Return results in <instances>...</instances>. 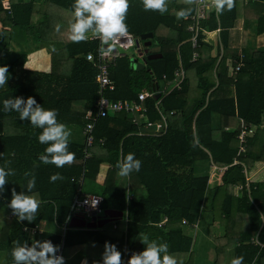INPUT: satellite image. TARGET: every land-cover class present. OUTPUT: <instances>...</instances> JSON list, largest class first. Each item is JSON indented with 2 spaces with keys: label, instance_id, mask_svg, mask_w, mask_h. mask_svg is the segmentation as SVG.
Listing matches in <instances>:
<instances>
[{
  "label": "trees",
  "instance_id": "16d2710c",
  "mask_svg": "<svg viewBox=\"0 0 264 264\" xmlns=\"http://www.w3.org/2000/svg\"><path fill=\"white\" fill-rule=\"evenodd\" d=\"M72 3L0 0V65H7L10 73L4 91L0 88V101L32 96L43 108L55 109L58 122L78 125L82 133L90 121L88 115L96 113L98 100L97 72L84 57L97 49L99 42L69 39ZM195 4L196 0H171L169 11L161 14L144 10L142 0H128L124 19L127 31L151 45L143 49L145 66H133L129 56L116 61L109 75L113 88L103 95L111 102H136L145 113L140 117L136 111H121L95 120L90 148L83 133L81 145H68L75 154L71 164L57 168L41 163L38 156L46 145L40 144L36 136L42 130L34 128L27 118L20 120L11 109L3 111L0 103V168L11 173L0 193V251H7L12 262V249L31 246L33 239L59 245L63 256L88 247L91 256L87 264H93L101 256L105 241L130 256L138 236L144 235L148 242L166 244L176 264H194L191 240L181 229L198 224L197 214L205 194L212 191V219L225 231L214 240L215 264L224 262L228 248H235V257L242 256L243 264H264V248L251 243L257 237L264 245V203H257L255 208L245 190L241 197L233 192L234 187L244 189L247 184L253 201L264 197V130L257 128L264 117V49L241 48L243 65L235 72L238 54L230 56V66L226 57L219 59V51L212 57V47L203 34L220 28L221 43L227 49L229 27L240 18L254 19L255 34H264V0H233V7L219 14L207 9L198 22L200 31L193 48L188 27ZM181 9L186 10V16L178 17ZM150 34L152 39L141 40ZM29 38L35 42L64 41V48L52 56L49 73L23 70ZM193 54L198 55L195 61L191 60ZM180 68L184 78L179 88H173L177 81L173 75ZM163 77L169 81L170 90L157 100L148 97L140 102L138 95L158 85ZM214 113L219 115L218 126L208 131L209 142L201 143L199 137L211 125ZM162 118L166 124L163 133L154 135L150 130L147 135L137 136L147 123ZM241 121L244 127L255 129L243 143L239 139ZM113 122L120 123L121 128L111 126ZM205 150L215 167L225 169L211 167L207 175L195 177L194 163L208 158ZM130 152L141 161V167L122 177L117 162ZM103 163L110 168L100 193L102 207L121 212L122 217L100 229L67 226L64 230L73 198L85 179H96ZM53 173L63 179L50 181ZM33 176L35 188L27 192L26 183ZM12 190L26 191L38 201L32 222L11 217L7 202ZM164 218L166 223L159 227ZM35 226L40 233L30 235L23 230Z\"/></svg>",
  "mask_w": 264,
  "mask_h": 264
},
{
  "label": "clouds",
  "instance_id": "9594fccd",
  "mask_svg": "<svg viewBox=\"0 0 264 264\" xmlns=\"http://www.w3.org/2000/svg\"><path fill=\"white\" fill-rule=\"evenodd\" d=\"M217 14L221 10H230L233 7V0H211ZM144 10H156L163 14L167 10L165 0H142ZM128 9V0H73L72 21L69 24V39L79 42L87 38L86 34L91 32L102 41L114 39L127 31L124 23L125 14ZM179 16H186V10L181 9ZM59 30V25L56 26ZM10 78L7 65H0V88L6 87ZM158 86V85H157ZM156 100V99H155ZM3 104V111L9 109L18 113L20 120H27L34 128L42 131L36 136L40 144L46 145L43 154L38 156L41 163L53 164L57 168L65 164H71L75 154L68 150L71 130L65 124L57 121L55 109L43 108L36 100L29 96L26 99L20 97L9 98L0 101ZM141 161L134 153H128L117 162L118 174L122 177L128 176L133 171H139ZM11 173L0 168V193L4 192V185L8 182L7 177ZM25 175H28L26 172ZM50 181L63 179L59 173H53ZM35 188V177L33 176L26 183V191L31 192ZM26 191L17 193L11 191V198L7 207L11 209L18 221L32 222L36 218L38 201L32 196L25 194ZM70 226V225H69ZM145 247L139 252H133L126 261L121 258V252L114 244L104 242V250L101 259L96 264H176L173 256L168 254L167 246L164 243L142 241ZM59 245H54L49 240L33 239L31 246L21 245L12 249L11 256L14 264H64V257L57 255ZM87 264V261H82ZM230 264H243V257L236 256L231 259Z\"/></svg>",
  "mask_w": 264,
  "mask_h": 264
},
{
  "label": "crops",
  "instance_id": "0c3cea01",
  "mask_svg": "<svg viewBox=\"0 0 264 264\" xmlns=\"http://www.w3.org/2000/svg\"><path fill=\"white\" fill-rule=\"evenodd\" d=\"M247 1V0H245ZM167 10L163 13L166 14L167 11H169V6L171 5V0H165ZM215 10V9H214ZM256 29V21L254 19L251 20H245L243 18H240L238 21H236L234 24L230 25L229 31L231 32V39L229 41L230 47L227 49H224L221 43L220 39V32L221 29L218 28L215 31L212 32H205V42L212 47V51L210 55L212 57L217 56L219 51V59L221 57L227 58L228 66L231 65V59L230 56L235 54H238V58L240 55H242L241 48H252V49H264V34L262 35H256L255 34ZM87 38L86 40L93 36L92 33L86 34ZM236 38V39H235ZM141 42V41H140ZM64 41L59 40L57 42H30L29 43V53L26 56V62L24 63L23 70H30V71H36V72H43V73H49L52 66V56L56 53H59L64 48ZM142 45V44H141ZM262 45V47H261ZM144 49L145 47L142 46ZM15 50H18L15 48ZM94 52V50L90 51ZM142 50V56L144 61V58L146 56L145 52ZM243 56V55H242ZM130 58V56H129ZM131 60V58H130ZM133 66L137 67L138 63L136 60L132 61ZM164 84H166V81L161 79L158 82V85L162 87ZM169 88V86H168ZM167 88V89H168ZM170 89L167 90V92ZM4 91V88L2 89V92ZM166 92V93H167ZM1 97L3 98V94H1ZM218 120L219 115L217 113L212 114L211 118V125L205 127L204 131L201 133V137H199V141L201 143H208L209 142V135L208 131L210 132V129H214L218 126ZM158 122H155L157 124ZM64 124V123H63ZM246 125L243 121L240 122L239 127H243ZM65 126L71 130L70 135V143L69 144H75V145H81L83 143V136L81 133V127L78 125H66ZM111 126L116 128H121V124L117 122H113ZM259 129L264 130V117H261L260 125L257 127ZM151 128L144 127L141 130H139L137 136L147 135L150 133ZM253 132L255 131L254 128H252ZM206 151V150H205ZM207 152V151H206ZM208 158L204 160H197L194 163V176L195 177H202L208 174L209 168H217L214 166L211 155L207 152ZM109 165L106 163H103L100 165L98 174L96 176V179L89 180L85 179L83 182V185L81 187V191L85 193H91V194H97L100 195L101 191L103 190V184L106 177V173L109 169ZM219 171L225 168H217ZM87 183V189H85L84 184ZM243 190L246 191L250 202L257 208V203H264V197H259L256 201H253L251 198V192L249 191V187L246 184L244 189H241V187H234L233 192L234 195L237 197L242 196ZM96 191V192H95ZM212 191H207L202 203L201 212L197 214V217H199V222L197 224V228L193 229L190 226H183L182 227V234L189 238L191 240V252L194 255V264H215V253H216V245L214 240L221 238L225 231L224 228L220 225L218 221H214L212 219V215L210 212L211 203H212ZM79 225H81V220L79 219H73L70 222V228L75 229H87V228H81ZM263 226V218H262V225ZM147 239L144 235H139L136 243L134 245V250H140V248L145 247V245L142 243ZM148 241V240H147ZM253 245H259L264 248V245L259 243L257 240V237H254L251 241ZM236 242V246H237ZM82 254H81V251ZM78 251L73 252L71 255L64 256L66 258V264H82V261L90 259L91 253L88 251V247H83ZM121 252V258L123 259L124 251L121 249H117ZM220 252L221 250L218 249ZM217 251V252H218ZM235 257V248H228L225 249L224 254V262L222 264H230L231 259ZM101 259V256L98 258V261ZM0 264H14V262L11 261V258L7 251L2 250L0 251ZM23 264V262H21ZM93 264H96L94 262Z\"/></svg>",
  "mask_w": 264,
  "mask_h": 264
},
{
  "label": "built area",
  "instance_id": "2783aa9c",
  "mask_svg": "<svg viewBox=\"0 0 264 264\" xmlns=\"http://www.w3.org/2000/svg\"><path fill=\"white\" fill-rule=\"evenodd\" d=\"M207 9L214 10V6L212 5V3L207 4L206 0H196L194 14L190 17L192 23L188 27V31L192 33V37L190 41L192 43L193 48L197 46L196 39L198 32L200 31L198 22L200 19H202L205 16ZM86 41L99 42L97 49H95L94 52H88L84 57L85 61L90 63L93 66V68L96 70L97 82H98V92H97L98 100L95 102L96 113L94 115L92 114L88 115L90 121L85 125L82 131L83 135L86 137V147L90 148L93 142V129H94L95 120L102 117L111 116L121 111H126V112L136 111L139 113L140 117H142L143 114L145 113L144 108H142L136 102H132V101L123 102L121 100L116 102H111L103 95L104 91L111 90L113 88L109 75H110V69L115 66L116 61L121 57L129 56L131 52L134 54H138L140 56L142 55L143 48L140 40L135 36H133L128 31H126V33H124L123 35L108 40L107 42L102 41L99 37L94 35L89 37ZM197 58L198 55L193 54L191 60L195 61ZM242 65H243V56L240 55L238 62H236L234 71L237 72L242 67ZM173 76L174 78L177 79V81L173 85V88L174 87L179 88V85L184 78V72L182 68L178 69ZM163 79L166 81L165 77H163ZM169 84H170L169 81H166V84H164L162 87L158 85L159 90L157 92H159L160 94H165L168 90L167 88ZM148 97L154 98L153 92L152 93L146 92L139 94L138 100L142 102ZM146 126L152 128V134L154 135L163 133L166 128L164 118H162V120L159 121L157 124L147 123ZM252 133L253 130L251 128L249 127L246 128L244 126L241 127V132L239 135L240 141L242 143L245 142V136L247 135L251 136ZM99 142L102 143L103 141L100 140ZM85 154L86 156H89L88 152H86ZM102 204H103L102 196L97 194L85 193L79 190L78 194L73 198L72 205L70 208V214L65 223L64 230L66 229L67 226L70 225V222L73 219H79L86 223H97L103 220L105 218V210L103 209ZM10 215L11 217L16 219L13 213H11ZM125 217H124L125 222H127V219ZM166 221L167 219L164 218L158 224V226L159 227L163 226L166 223ZM182 225H187V223L185 221H182ZM191 227L195 229L197 228V224H194ZM113 229L115 230L116 227L114 226ZM23 230L30 235H34L36 232L38 233L41 232V230L36 226L32 228L24 227ZM133 252H139V251L134 250ZM56 254L63 256L61 249H59V251ZM127 258L128 256L124 254L122 260L126 261ZM64 264H66L65 257H64Z\"/></svg>",
  "mask_w": 264,
  "mask_h": 264
},
{
  "label": "water",
  "instance_id": "95a60500",
  "mask_svg": "<svg viewBox=\"0 0 264 264\" xmlns=\"http://www.w3.org/2000/svg\"><path fill=\"white\" fill-rule=\"evenodd\" d=\"M206 3L207 4H210L212 3L211 0H206ZM153 35L150 34L148 37H141V40H144L146 38H148L149 40L152 39ZM151 45V42H148V43H144L143 46L144 47H148ZM154 57H150L149 60L151 59H154ZM139 65H142V66H145V62L143 61L142 63H138ZM137 64V65H138ZM154 87V88H153ZM152 88L149 89L148 92L154 94V99H159L160 98V93L157 92L159 89H158V86H153ZM122 217V213L121 212H112V211H105V218L97 223H86L84 221H81V225H79L81 228H87V229H100L102 228L104 225L112 222L113 219L115 218H121Z\"/></svg>",
  "mask_w": 264,
  "mask_h": 264
},
{
  "label": "rangeland",
  "instance_id": "374dc122",
  "mask_svg": "<svg viewBox=\"0 0 264 264\" xmlns=\"http://www.w3.org/2000/svg\"><path fill=\"white\" fill-rule=\"evenodd\" d=\"M30 42H35L33 39H31V38H29V40H28V44L30 43ZM141 44H142V46H143V42L141 41ZM261 47H262V45H261ZM130 58H131V60L132 61H134V60H136L137 62H142V56H139L138 54H134V53H130ZM84 187H85V189H87V183H85L84 184ZM96 192V191H95Z\"/></svg>",
  "mask_w": 264,
  "mask_h": 264
}]
</instances>
